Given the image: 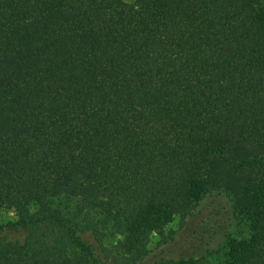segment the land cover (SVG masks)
I'll use <instances>...</instances> for the list:
<instances>
[{
  "label": "trees",
  "instance_id": "trees-1",
  "mask_svg": "<svg viewBox=\"0 0 264 264\" xmlns=\"http://www.w3.org/2000/svg\"><path fill=\"white\" fill-rule=\"evenodd\" d=\"M214 191L246 235L157 264H264V0H0V264H149Z\"/></svg>",
  "mask_w": 264,
  "mask_h": 264
},
{
  "label": "rangeland",
  "instance_id": "rangeland-1",
  "mask_svg": "<svg viewBox=\"0 0 264 264\" xmlns=\"http://www.w3.org/2000/svg\"><path fill=\"white\" fill-rule=\"evenodd\" d=\"M125 1L134 2L135 0ZM15 218L16 213L13 209H0V222ZM204 230L209 232L205 237L200 235ZM227 232H232L236 238H242L246 235L247 228L243 223L238 224L231 198L225 192L214 191L199 203L193 214L184 220L176 217L164 227V236L159 231L151 235L149 264H157L159 262L169 263L182 256H200L203 252L205 253V248L203 247L206 241H209L208 245L212 248H217L219 239ZM199 235L200 238L202 237L201 244H198L200 248L194 249L193 245L199 243ZM8 237L10 239L22 240L24 233H11ZM86 237L89 238L88 235ZM89 239L97 245L93 237ZM225 250L221 251V255ZM218 256H211V259L214 260Z\"/></svg>",
  "mask_w": 264,
  "mask_h": 264
}]
</instances>
